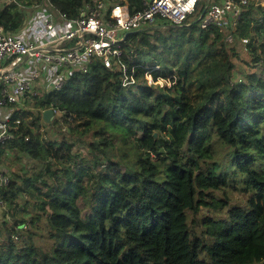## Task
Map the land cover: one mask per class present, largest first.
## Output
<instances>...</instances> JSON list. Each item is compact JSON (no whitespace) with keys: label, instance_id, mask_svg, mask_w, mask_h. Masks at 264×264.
<instances>
[{"label":"trees","instance_id":"1","mask_svg":"<svg viewBox=\"0 0 264 264\" xmlns=\"http://www.w3.org/2000/svg\"><path fill=\"white\" fill-rule=\"evenodd\" d=\"M92 1L50 3L75 17ZM107 1L127 2L131 11L145 6ZM30 13L5 3L0 25L17 33ZM163 23L123 42L121 59L134 82L124 84L118 66L96 58L88 71L56 91L27 96V107L14 112L30 117L6 146L33 158L38 171H11L0 187L9 215L0 223V264H264V36L254 28L264 25V5L244 7L232 39L196 18ZM153 52L160 56L149 60ZM237 60L246 66L234 80ZM169 75L170 84L158 82ZM51 105L63 113L48 124L43 110ZM65 122L71 139L41 130ZM91 132L104 136L99 152L112 165L124 163V171L95 172V159H63L78 155L72 147ZM88 144L94 151L98 140ZM229 188L246 196L235 201ZM28 196L35 202L26 216L21 202ZM42 231L45 242H38ZM13 233L17 240L9 239Z\"/></svg>","mask_w":264,"mask_h":264},{"label":"built area","instance_id":"2","mask_svg":"<svg viewBox=\"0 0 264 264\" xmlns=\"http://www.w3.org/2000/svg\"><path fill=\"white\" fill-rule=\"evenodd\" d=\"M45 1L30 6L22 0H5V3L17 2L27 9L42 10ZM248 4L249 0H145L142 9L131 11L126 2L93 0L84 4L78 16L58 11V17L52 12L46 13L44 20L37 19L41 30L39 38H29L0 25V187L12 180L11 167L6 163L11 150L6 145L16 137L25 120L23 116L15 118L14 112L24 106L27 96L60 89L73 73L88 71L96 58L107 67L118 66L123 73V83H132L134 70L128 71L121 59L127 32L162 21L182 25L192 17L198 19L203 28L215 26L225 30L228 39H232ZM242 40L248 42L249 37ZM146 76L153 81L152 75L147 73ZM51 107L54 118L63 113L54 105ZM0 205H5L1 197ZM18 238L14 233L9 236L10 240Z\"/></svg>","mask_w":264,"mask_h":264},{"label":"rangeland","instance_id":"3","mask_svg":"<svg viewBox=\"0 0 264 264\" xmlns=\"http://www.w3.org/2000/svg\"><path fill=\"white\" fill-rule=\"evenodd\" d=\"M4 3H5V1H2L0 3V5L2 6ZM45 3H47V0L45 1ZM249 4H254L255 6H257L259 4L264 5V0H249ZM29 10H30L31 13L29 15L28 20L31 19L32 21H34L38 25H39V23L37 22L38 21L37 19L44 20L46 18V13H45V10H43V9L40 10V8L30 7ZM52 12H54L56 14L55 11L52 10ZM34 14H35V17L33 18ZM196 14L197 13H195L193 16H195ZM191 19H192V17H191ZM28 20H27V22H28ZM32 21L31 22L30 21L28 22L29 25L30 24L32 25ZM25 25L26 24L23 25V27L21 28L22 30L20 29L19 32H21V33L22 32H24V33L27 32L29 35H31V32H28L29 29L24 28ZM255 27L256 28L259 27V28L256 29ZM254 28H255V31H260L259 36H261V37L264 36V25L262 23L258 24L257 26L255 25ZM230 43L231 44H229V46H231V47L234 46L233 42H230ZM243 53H244V56H245V53L246 52H243ZM159 56H160V53L159 52H153L149 56V60H150V58L152 59V57L158 58ZM237 64H238V68L240 70H239V72L238 71L235 72L234 80H239L240 78L243 77L242 70L246 66L245 64L242 63L241 60H237ZM148 75L150 76L152 74L148 73ZM170 76L171 75L166 76V77H162V78L159 79L158 82L163 83V84L166 81L170 82L171 81V77ZM26 105H28L27 104V101L25 102L24 106H22V107H27ZM31 108H33V107H31ZM29 117L30 116H27V118H25V120H27ZM52 123H53V121H52ZM100 123L103 124V125H105L107 127V129H109V130L112 129V123L111 122H100ZM47 125L48 124H42L41 130L49 138L60 140L63 137L68 138V139H71L72 136H73L72 134H69L68 133L69 128H68V124L66 122L64 123L63 127L62 126H59V125L58 126L49 127ZM61 127L62 128L65 127L64 130H66L67 132H65ZM137 135H142V133L141 132H138ZM76 137H77V135H76ZM93 137L98 140V146H97V149H96L97 151L96 150L93 151V148L88 144V139L89 138L91 139ZM84 138L85 139L83 141L81 140L78 144H75L72 147L71 153L72 154L73 153L74 154H78V155H75L70 160H67V158L64 157L63 159L65 161H70V162L78 161L79 162V161L82 160L84 162H90V161H92V160L95 159L94 163H92L95 166V168H94L95 172H97L98 170L103 169L104 172H109L111 174H114L117 170H121V171H124L125 170L126 166H125L124 163H122L120 166L112 165V164H110L109 159L108 158H105L104 154H102L101 152H99L100 151V147L105 145V138H104L103 135H98L97 137H95L93 135V132H91V133H87L84 136ZM118 144H120V141H118ZM24 156H23V154H18V153H15V152H11V153H9L7 155V157H6L7 158L6 163H7V166L11 167V171L12 172H14V171H17V172H27L28 174H33L34 172L38 171L34 167L35 166L34 159L33 158H30V157H27V156L24 157ZM222 159H225V156H222ZM219 160H221V158ZM89 165H90V163H89ZM228 192L232 196V198L235 199V201L242 200V197H245L246 196V193H243V191H240V190H237V189H234V188H229L228 189ZM217 195L218 196H222L223 195V192H218ZM27 199H29V201H27V200L24 201L23 200L21 202V206L24 207V213H25L26 216L28 215V213L30 211H33L34 210L33 209L34 208L33 205H34V202H35L34 199H31L30 196H28ZM5 208H6L5 205L4 206L0 205V223L5 218H9L8 209L7 208L5 209ZM35 225L37 227L38 226L40 227L41 223L38 221ZM24 227H25V224L21 225V228H24ZM38 229H40V228H38ZM42 234L43 235H37L35 237L36 241H38V242H40V241L45 242V240H44L45 232L42 231Z\"/></svg>","mask_w":264,"mask_h":264},{"label":"crops","instance_id":"4","mask_svg":"<svg viewBox=\"0 0 264 264\" xmlns=\"http://www.w3.org/2000/svg\"><path fill=\"white\" fill-rule=\"evenodd\" d=\"M2 1H5V0H0V3L2 2ZM127 3V2H126ZM41 8L43 9V10H45V13H52V10L53 11H55L56 12V16L58 17V11H57V9H55L54 7H53V5L52 4H50V2H47V3H43L42 4V6H41ZM54 13V12H53ZM31 22L32 20L31 19H29L28 20V22ZM25 23L26 25L24 26V28H27V29H29L28 30V32H31V35H29L27 32L26 33H24V32H22V34L24 35V36H26V37H37V38H39V34H40V32H41V30L39 29V27H37L38 26V24H36L34 21H32V25L30 24L29 25V23ZM22 30V29H21ZM29 67H31V68H33V66L32 65H30ZM23 69H24V67H23ZM28 71H31L30 69H28Z\"/></svg>","mask_w":264,"mask_h":264},{"label":"water","instance_id":"5","mask_svg":"<svg viewBox=\"0 0 264 264\" xmlns=\"http://www.w3.org/2000/svg\"><path fill=\"white\" fill-rule=\"evenodd\" d=\"M196 21L198 22V19H196ZM168 25H176V24H172V23H163L161 25H158V26H168ZM148 27L145 26V27H141V28H137V29H134L132 31H129L126 33V36L130 33V32H138L140 30H143V29H147ZM54 118V109L53 107H47L46 109H44L43 111V120L45 123H52V120Z\"/></svg>","mask_w":264,"mask_h":264}]
</instances>
